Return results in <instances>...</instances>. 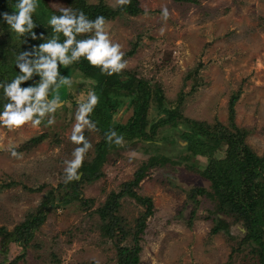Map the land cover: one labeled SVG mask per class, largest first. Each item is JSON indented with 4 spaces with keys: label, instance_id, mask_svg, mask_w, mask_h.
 I'll list each match as a JSON object with an SVG mask.
<instances>
[{
    "label": "rangeland",
    "instance_id": "rangeland-1",
    "mask_svg": "<svg viewBox=\"0 0 264 264\" xmlns=\"http://www.w3.org/2000/svg\"><path fill=\"white\" fill-rule=\"evenodd\" d=\"M98 1L85 0L88 5ZM38 2L35 14L44 9ZM101 2L111 9L117 8L112 6L114 0ZM139 3V14L110 20L111 34L123 45L125 54L135 46L132 54L124 57L129 66L123 72L134 75L135 80L148 87L144 129L148 135L150 125L168 119L166 109L177 107L176 116L172 122L159 125L149 140L126 141L125 147L108 145L96 172L77 188L78 198L87 204L82 206L77 200H68L58 207L52 204L16 264H115L111 242L99 236L94 210L110 192H118L120 185L129 181L134 171L151 157L166 160L149 168L136 190L138 195L150 198L153 208L139 242V264H258L251 247L240 242L244 231L238 224L229 220L227 231L211 235L210 204L198 197L194 208L187 199L192 188H207L199 175L211 158L223 157V141L210 157L201 156L200 151L193 154L186 149L187 143L194 144L191 140L201 139L195 135L197 129L194 132L192 128L195 138L189 139L190 135L183 132L189 134L192 121L216 125L220 131L222 127L233 135L241 132L243 144L257 157L264 155V0ZM54 4L65 6L62 0H46L52 11H56ZM163 6L170 13L167 21L161 17ZM49 17L44 15L46 22ZM62 68L63 76L80 82L70 92L61 89L62 98L72 100L73 104L71 108L65 105L57 110L54 126L0 129V227L8 232L36 208L46 191L64 186L63 160L70 158L76 147L68 140L75 98L93 85L73 67ZM191 71L197 78L194 90L187 77ZM119 80L125 83L128 77ZM231 97L236 98L232 113L228 109ZM133 98L137 101L136 96L130 99ZM111 99L117 108L109 124H125L132 117L129 99ZM40 135L43 138L34 147L21 149L26 141ZM85 135L93 144L84 162L87 164L98 152L101 134L86 131ZM12 144L24 154L22 160L12 158L5 150ZM131 152L135 156H130ZM258 181H264V168ZM38 187L41 191L33 192ZM119 202V214L129 224L143 211L127 197ZM8 253L5 261L0 254V263L7 264L21 252L10 244Z\"/></svg>",
    "mask_w": 264,
    "mask_h": 264
},
{
    "label": "trees",
    "instance_id": "trees-1",
    "mask_svg": "<svg viewBox=\"0 0 264 264\" xmlns=\"http://www.w3.org/2000/svg\"><path fill=\"white\" fill-rule=\"evenodd\" d=\"M64 5L74 9H81L90 18L95 19L97 16H104L108 21L116 16H135L141 12L139 0H131V4L124 8L117 7L111 9L104 5L101 0L95 5H88L85 0H62ZM178 1V0H175ZM185 2H195V0H184ZM43 5V12L33 15V20L37 27L33 30L37 37L43 35V39H32L30 36L18 38L15 33L8 28L6 22L2 18V14L17 11L15 8L16 0H0V81L5 79L11 80L19 71L15 67V56L23 51H31L33 47L44 43L52 35V30L45 21L44 15H51L53 12L59 15V12L52 11L47 5L46 0H40ZM61 36V41H63ZM25 41V42H24ZM133 45L131 51L125 56H130L134 51ZM71 67L73 71L78 72L82 78L95 81V91L100 96V103L96 107L92 119L97 122L101 134V142L97 145L98 152L94 158L79 170L81 179L73 181L67 185L57 189L46 191L36 208L26 215L25 219L15 225L10 232L0 227V254L3 261L8 259V248L10 244L20 248V255L13 257L7 264H16L22 259V251L26 248L28 242L33 237L34 232L43 224L45 216L50 206L54 207L62 205L68 200H77L82 206L87 203L78 198L77 188L81 182H86L96 172L98 166L104 160V154L108 144L105 142L104 133L109 128H114L118 133L123 134L126 141H132L138 138L149 140L155 129L162 123L172 122L175 110L166 109L164 112L168 115V119L159 120L157 123L150 125L149 133L145 132V110L146 102L149 99L148 87L144 82L135 80L134 75L122 72L119 75H102L100 70L88 65L81 59L78 64ZM60 72L64 75L62 66ZM195 72H190L187 77L192 80V90L197 85ZM122 76L128 77L127 82L123 83L119 80ZM39 81L38 76H34L32 80L21 85L27 87ZM135 99H130L131 96ZM113 96H122L129 99L128 107L131 109L132 117L125 124L110 125L111 114L117 108L116 102L111 99ZM235 97L230 98L229 111L232 113V103ZM4 100L2 98V90H0V110ZM102 111V113H101ZM102 119V120H101ZM197 129L195 135L201 137L200 140H191L194 144H186V149L195 154L199 152L201 156L211 155V151L222 141L225 145L223 157L219 159H210L204 170L200 173L206 183L207 188L195 187L187 192V199L197 207L198 197H203L210 204V220L212 222L210 234L215 235L220 231L228 230V222L238 224L244 231L240 242H244L251 247V251L257 256L258 264H264V181L259 182L258 178L262 177L264 168V155L257 157L246 145L243 144V133L237 132L235 135L228 133L224 128L222 131L216 129V125L210 127L204 123L189 122L190 138L193 130ZM216 131H215V130ZM192 130V131H191ZM210 130L212 132H210ZM199 137V138H200ZM43 138L42 135L31 138L26 141L21 149H30L34 147ZM199 141V142H198ZM186 143V142H185ZM201 143V144H200ZM108 148V147H107ZM166 159L151 157L147 163L141 165L134 171L129 181L123 182L118 192H110L104 202L94 210L97 215V229L99 236L103 240L111 242L115 251V264H139V252L141 247L139 242L142 238L145 222L153 213L150 198L142 197L136 193L139 183L145 178L149 168L163 164ZM31 190V189H30ZM41 187L33 189V192H40ZM55 191V192H53ZM123 197L133 200L138 206L143 208L138 217L133 219L129 224L120 214V202ZM88 202H92L89 200ZM193 212L191 213L192 216ZM57 263V262H56ZM2 264V263H0Z\"/></svg>",
    "mask_w": 264,
    "mask_h": 264
},
{
    "label": "clouds",
    "instance_id": "clouds-1",
    "mask_svg": "<svg viewBox=\"0 0 264 264\" xmlns=\"http://www.w3.org/2000/svg\"><path fill=\"white\" fill-rule=\"evenodd\" d=\"M130 4L131 0H114L112 6L124 8ZM38 7V0H16L17 11L12 14L5 12L2 18L18 38L27 34L32 39H43V35L37 37L33 31L37 27L33 15ZM52 7L60 14L53 12L47 20L52 30L51 37L33 47L31 51L18 53L14 64L19 71L10 81H0L4 100L0 110V129L14 131L25 126L39 129L41 125L52 127L57 123V110L65 105L71 108L73 104L72 100L62 98L61 89L70 92L73 85L80 82L70 76H63L60 72L61 66L67 68L78 64L83 58L90 67L99 68L101 74L107 76L119 75L129 66V61L124 58L123 45L113 38L111 22L104 16L90 19L81 9L59 4ZM169 16L167 6H163L162 19L167 21ZM34 76L39 77L37 83L21 87ZM88 83L93 87L75 98L74 122L68 140L76 147L73 148L70 158L63 160L65 185L81 179L82 173L79 170L83 167L88 153L93 150V144L85 132L100 131L97 122L91 118L100 103V96L95 91V81L89 80ZM116 118H119V114ZM104 139L109 146L125 147L127 143L124 135L114 128H109L104 133ZM5 150L12 158L23 159L24 154L17 151V145H9ZM129 155L135 156V152Z\"/></svg>",
    "mask_w": 264,
    "mask_h": 264
},
{
    "label": "water",
    "instance_id": "water-1",
    "mask_svg": "<svg viewBox=\"0 0 264 264\" xmlns=\"http://www.w3.org/2000/svg\"><path fill=\"white\" fill-rule=\"evenodd\" d=\"M35 83H37V82L35 81Z\"/></svg>",
    "mask_w": 264,
    "mask_h": 264
}]
</instances>
